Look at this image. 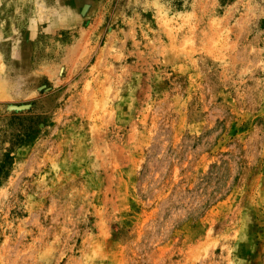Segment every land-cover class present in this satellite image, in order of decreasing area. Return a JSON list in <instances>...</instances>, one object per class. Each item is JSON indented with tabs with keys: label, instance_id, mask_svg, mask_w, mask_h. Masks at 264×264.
<instances>
[{
	"label": "rangeland",
	"instance_id": "374dc122",
	"mask_svg": "<svg viewBox=\"0 0 264 264\" xmlns=\"http://www.w3.org/2000/svg\"><path fill=\"white\" fill-rule=\"evenodd\" d=\"M0 264H264V0H0Z\"/></svg>",
	"mask_w": 264,
	"mask_h": 264
},
{
	"label": "trees",
	"instance_id": "16d2710c",
	"mask_svg": "<svg viewBox=\"0 0 264 264\" xmlns=\"http://www.w3.org/2000/svg\"><path fill=\"white\" fill-rule=\"evenodd\" d=\"M179 5H181L182 0H176Z\"/></svg>",
	"mask_w": 264,
	"mask_h": 264
}]
</instances>
